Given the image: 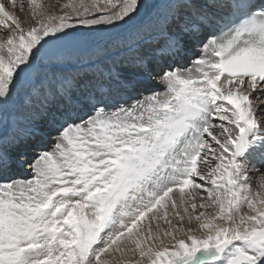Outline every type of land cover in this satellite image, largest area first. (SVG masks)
I'll use <instances>...</instances> for the list:
<instances>
[{
  "label": "snow or ice",
  "instance_id": "1",
  "mask_svg": "<svg viewBox=\"0 0 264 264\" xmlns=\"http://www.w3.org/2000/svg\"><path fill=\"white\" fill-rule=\"evenodd\" d=\"M164 2L170 9L145 45L143 28L130 33L138 44L131 72L114 65L41 79L39 69L74 42L77 25L129 29L145 3L68 0L57 15L29 0L25 27L9 10L25 4L0 0V264H110L105 254L125 252L138 253L134 264H264V193L252 191L249 175L264 181V3ZM220 25L226 31L217 35ZM191 56L190 68L175 67ZM137 78H158L165 91L129 108L105 102L112 84L134 88ZM22 89L26 104H43L56 134L52 149L31 160L12 149L36 128L11 141L3 131ZM14 165L31 178L14 179ZM193 192L207 195L198 205ZM169 208L175 231L153 232L150 222L142 234L150 213L170 224ZM122 238L134 247H122Z\"/></svg>",
  "mask_w": 264,
  "mask_h": 264
},
{
  "label": "rangeland",
  "instance_id": "2",
  "mask_svg": "<svg viewBox=\"0 0 264 264\" xmlns=\"http://www.w3.org/2000/svg\"><path fill=\"white\" fill-rule=\"evenodd\" d=\"M64 1L65 0H42V3L47 5L48 11L52 10L51 11L52 13L53 12L54 13L57 12L56 14L59 15V12H60L59 5H62L63 3L65 4V3L68 2V0H66V2H64ZM38 2H41V0L38 1ZM20 3H24L25 4V8H24L23 12L17 11L16 9H12V8H9V10L10 11L11 10L14 11L15 14L20 18V20L22 19L21 23L25 27H27L29 25V23L32 22L31 10L28 8L29 0H17V5H19ZM23 20L25 22H27V23H25L27 25H25L23 23L24 22ZM139 22H141V21H137V23H135L134 25H136V24L138 25ZM78 26L80 27V25H78ZM135 27L136 26H134V27L131 26L130 28L133 29ZM130 28L129 29H113V30L106 31V32H103V33L102 32H96V33H93L91 36L89 35V38L92 40L89 43V47H88L89 50L94 51L95 46H99V44H100L101 48L98 47V49L96 51H94V52L96 54L104 53L106 51L105 46L108 49V46L110 47L111 44H113V43L115 44L117 42L120 43L121 39H125L124 35L131 32V31L128 32L129 30H131ZM3 31L4 30L2 28H0V32H3ZM80 31L82 33H84L83 36H86L83 29H81ZM104 34H105V36H104ZM122 37H124V38H122ZM0 39H6V35H0ZM119 40H120V42H119ZM106 52L104 54H102V56L109 55V53L107 52V54H106ZM67 58H69V57H67ZM61 59L64 62V64H62L61 61H59L60 63L57 62V58H52V60L46 62L45 63L46 67L39 69V73H40L41 79H44L45 77H50L53 73H57V74H59V73L61 74L62 73L64 75L76 76V77H83L84 76V74H85L84 71H82L83 75L82 74H77L78 72H75V71H69V72H57V71H55V68L58 67V66H62V67L64 66V67H69V68L72 67L73 62L71 61V59H68L69 61L67 60L68 61L67 64L65 63L66 59H64V58H61ZM75 59H76V61H75ZM116 59L119 60V62H124V63L129 64V66L123 67L121 69H127L129 72L132 71L131 65H130V61H131L132 57H130V56H127V57L121 56V57H116ZM128 59L130 61H128ZM193 59H185V61L188 62V66L183 68V69L190 68V63L192 62ZM73 60L75 62H79V61L83 60V57H76L75 56L73 58ZM95 60H98V58L95 59ZM108 60H105V61H103L101 63H97V65L93 66L90 70L94 69V67H96V66L98 68H105V66L112 67L114 65H116L118 67V64L114 60H112V61H108ZM113 63H115V64H113ZM177 67H178V65H177ZM46 68H49V69H46ZM90 73L91 72H89V74ZM154 80L155 79H153L152 81H154ZM114 85L115 84H112L111 87L109 88L110 90H113V91H111L105 97V102L108 105H109L110 101H112L113 103L117 102V103L121 104V103H124V102L128 101L130 98H132L134 101L135 100L138 101V96L132 97L128 93V91L138 93L139 96H141L143 99H146L147 96H149V95H151L153 93H163L165 91V87H164L163 84H160L158 86V88H156L157 86L154 85V84H153L154 86L153 85H149L148 83L138 84L135 87L134 90L130 89V90H125V91L123 90L124 88H121L119 90H117V88H113ZM26 91H27L26 89H22L18 93L15 101L11 105H9V107L5 110V112H4L3 131L5 133H8L7 140L11 141L13 136H23V134H21L22 132H24V131L29 132V129H31L33 127L36 128L37 131H36V134L33 135V137H32L33 139H29L30 137L28 138L29 141L31 140L30 142L28 141L30 143V147H28L27 144L24 145V143H23V146H24L25 149H22V150H19V151H18V147L15 148V149H12L14 156L17 155V154H23L24 157H26L27 159L31 160L37 154H39V153H41L43 151H50L52 149L53 141L55 140L56 134L53 131L50 132V130H52V129H51L49 123L47 122L46 118H44V116L40 114V112H41V110H39L40 105L37 106L40 103H34L32 105H29V104L25 105L28 110L31 109V111L34 110V112H33V114H30V115L22 114L21 107L24 104H26L25 100H26L27 95L25 96L24 100H20V93L21 92L25 93ZM121 91H124V92H121ZM116 93H118V94H116ZM262 106H264V105H262ZM41 113L43 114V111ZM26 118H29V120L26 119ZM15 119L17 121H14ZM22 120H24L25 122H27V120H28L29 122L23 123V126L21 127V129L18 130V126L22 123ZM11 125H15V128H17L16 131L11 127ZM38 133H41V134L38 135ZM46 137L50 139L48 144L45 141ZM20 151H22V152H20ZM258 166L259 165L257 164V167ZM19 171H21V172H19ZM261 171L264 172V169H262ZM9 175H11L14 179H17V180H19V179H30L31 178V174L28 173L27 166H25L24 169H20L19 167L14 165L13 168L11 169V171L9 172ZM19 175H22V176H19ZM249 175H250V181L252 180L251 181V187H252L251 189L253 190V192L259 190V191H262V193H263L264 192V188H261V184H260L261 173L260 172H257V173L254 172V173H250ZM29 176H30V178H29ZM173 195H175V194H173ZM193 195L197 196V199H196L195 202L199 205V203L202 202L199 199V197L200 196L206 197L207 194L204 193V192H193ZM203 202L205 204L208 203L206 199ZM242 209H241L242 211H247V208L244 207V206L242 207ZM178 210L181 212V215H184L183 208H180ZM215 210L216 209H204L206 215H209L210 213L214 214ZM175 211L176 210H173L171 208H169V210H168L167 219L171 221L170 224L167 223L164 218H161L158 221H155V220H151L150 221V218H151V215H152L150 213L149 217L145 218V220L140 225V228H141L142 232H143V229H145L149 225L150 222H151V225H152V228H153V232H160L162 234L165 230L175 231L177 226H178V223H179L178 222V218L174 215ZM199 211H201V209L198 208L197 209V214H198ZM249 214H251V213H249ZM157 225H159V227H157ZM181 227L187 228L188 224L185 222L183 225H181ZM192 227L194 229L197 228V224H196L195 221H193ZM184 235H185V233L183 231L176 232V236H177L178 239L179 238H183ZM196 235H198V236L199 235H203V233L201 231L197 230L196 231ZM164 242H165V244L171 245V243H172L171 237H165V241ZM121 244H122V247H125V248H133L134 247V245L131 243V241H129L127 239H124V238H122ZM138 258H139L138 253L133 254L132 252H125L123 255H121L120 253H116L114 258H112L111 254H105V256L102 257V259H109L110 264H128L129 261L133 262V264H134V261L137 260Z\"/></svg>",
  "mask_w": 264,
  "mask_h": 264
},
{
  "label": "bare ground",
  "instance_id": "3",
  "mask_svg": "<svg viewBox=\"0 0 264 264\" xmlns=\"http://www.w3.org/2000/svg\"><path fill=\"white\" fill-rule=\"evenodd\" d=\"M38 1H40V0H38ZM41 2H42V0H41ZM64 2H66V0L64 1ZM143 3H145V7H144V9H143V12H142V14H141V16L140 17H138L137 18V20H136V22L135 23H137V21H141V22H139V24L137 25H134V26H136L135 28H133V29H131V30H129L128 32H133V31H135V29L136 28H143L144 30H145V39L143 40V41H141L140 42V45H145L147 42H148V38L152 35V34H154V32H155V29H156V27H157V24H158V20L163 16V15H165L166 13H168V11H169V9H170V6L167 4V3H165L164 2V0H144V2ZM27 4V3H26ZM64 4V3H63ZM150 7H152V11H150V13L149 14H147V8L149 9ZM52 9V8H51ZM12 11V10H11ZM46 11L47 12H49V13H52L50 10L48 11V8H46ZM54 11V10H53ZM64 11H67V9H64ZM59 12V11H58ZM57 13V12H56ZM59 14H60V12H59ZM32 18V17H31ZM22 20V19H21ZM24 21V20H23ZM24 24L25 23H27V22H23ZM25 25H27V24H25ZM133 26V27H134ZM77 28L79 29L78 31H75L73 34H75V35H77V37L79 38V42H80V45H81V51L80 52H77V53H63V54H60V55H58V56H51L52 58H57V57H60V58H64V59H66L65 61V63L67 64V62L69 61L68 59H71V61L73 62V64H72V67H62V66H58V67H56L55 68V71H57V72H69V71H75V72H78L77 74H82L83 75V73H82V71H84V73H89V72H92V71H94V69H92V70H90L93 66H95V65H97V63H101V62H103V61H105V60H108V61H112V60H114L117 64H118V67L119 68H123V67H126V66H129V64H127V63H124V62H119V60H117L116 59V57H121V56H124V57H127V56H130V57H133V53H132V51H133V49L134 48H136L137 46H138V44H137V41L135 40V38L130 34V33H128V34H125L124 35V37H125V39H121V42H120V40H119V42L120 43H113V44H111V46L109 47L108 46V49H107V47L105 46V49H106V51L109 53V55H107V56H102V54H104V53H100V54H96L94 51H96L97 49H98V47L99 48H101L100 46V44H99V46H95V48H94V51H91V50H89V43L92 41L90 38H89V35L91 36L93 33H96V32H94V31H90V30H88L87 28H84L83 26H78L77 25ZM81 29H83L84 30V32H85V35L86 36H83L84 35V33H82L80 30ZM100 32H106V31H100ZM115 32V31H114ZM113 32V33H114ZM112 33V32H111ZM98 34V33H97ZM100 35V34H99ZM98 35V36H99ZM117 35V34H116ZM104 36H105V34H104ZM93 37V36H92ZM103 37V36H102ZM124 37H122V38H124ZM96 40V39H95ZM98 43V42H97ZM110 44V43H109ZM104 49V50H105ZM101 52V51H100ZM107 52H106V54H107ZM96 54V55H95ZM130 54V55H129ZM83 57V60L82 61H79V62H75L76 61V59H75V61L73 60V58L74 57ZM67 57H69V58H67ZM98 58V60H95V59H97ZM80 59V58H79ZM52 60V59H51ZM68 60V61H67ZM128 61H130L129 59H128ZM61 62H62V64H64V62L61 60ZM60 63V62H59ZM180 65L177 67V68H179V69H181V70H184L183 68H185L186 66H184V64H185V62H184V59H182V60H180ZM113 64H115V63H113ZM46 64H44L43 65V67H41V68H44V67H46L45 66ZM69 66V65H68ZM192 66V62L190 63V67ZM183 67V68H182ZM94 68H98L97 66L96 67H94ZM46 69H49V68H46ZM60 74V73H59ZM138 79V82L136 83V86L138 85V84H145V83H148L149 85H156L157 87L156 88H158V86L161 84V83H158L157 82V80L158 79H155L154 81H148V82H144L142 79H139V78H137ZM115 84V83H114ZM153 85V86H154ZM135 86V87H136ZM135 87L134 88H124V87H121L119 84H115L114 86H113V88H117V90H119V89H121V88H124L123 90L125 91V90H130V89H135ZM110 90V89H109ZM144 90V89H143ZM111 91H113V90H110V92ZM124 91H121V92H124ZM109 91H107V93H108ZM128 93L132 96V97H135V96H138V101H134L132 98H130L128 101H126V102H124V103H121V104H119V103H113L112 101H110V103H109V105L110 106H112V105H115V106H117V107H125V108H129V107H131V106H133L134 104H136L137 102H140V101H143V100H145V99H143L141 96H139V94L138 93H135V92H130V91H128ZM127 93V94H128ZM140 93V92H139ZM116 94H118V93H116ZM124 94V93H123ZM27 95V91L24 93V92H21L20 93V100H24L25 99V96ZM107 95V94H106ZM124 96V95H123ZM25 105H27V104H24L22 107H21V111H22V114H27V115H30V114H33V112H34V110H32L31 111V109L30 110H28L27 108H26V106ZM40 105V108H39V110H41V112L42 111H44V108H43V104L42 103H40V104H38L37 106H39ZM38 108V107H37ZM40 112V114L42 115V113ZM26 119H28L29 120V118H26ZM27 120V122H29ZM14 121H17L16 119L14 120ZM21 121V120H20ZM27 122H25L24 120H22V123L18 126V130L19 129H21V127L23 126V123H27ZM11 127L16 131V129L17 128H15V125H11ZM47 131V130H46ZM50 132H52V130H50ZM44 133V132H43ZM21 134H23V136L25 135V136H27V134H28V132L27 131H24V132H22ZM41 133H38V135H40ZM33 136H31L29 139H33L32 138ZM28 139H27V141L24 143V145H26V143H28ZM31 141V140H30ZM29 141V142H30ZM46 143L48 144V142L50 141V139L49 138H47L46 137ZM44 141V142H45ZM30 144V143H29ZM24 146H23V144H21L19 147H18V151L19 150H22V148H23ZM29 147V146H28ZM17 151V152H18ZM20 152H22V151H20ZM259 167V166H258ZM19 172H21V171H19ZM257 173V172H256ZM30 174V173H29ZM23 175V174H22ZM22 175H19V176H22ZM260 176V175H259ZM29 178H30V176H29ZM252 178V177H251ZM260 184L262 183V182H264V181H262V179L260 178ZM252 181V180H251ZM250 181V182H251ZM253 184V183H252ZM257 185V184H256ZM252 188V187H251ZM260 188V187H259ZM258 188V189H259ZM261 190V189H260ZM253 191V190H252ZM262 192V191H261ZM264 193V192H263ZM244 207H246V206H244ZM243 210V209H242ZM211 214V213H210ZM143 233V232H142ZM126 243V242H125Z\"/></svg>",
  "mask_w": 264,
  "mask_h": 264
},
{
  "label": "water",
  "instance_id": "4",
  "mask_svg": "<svg viewBox=\"0 0 264 264\" xmlns=\"http://www.w3.org/2000/svg\"><path fill=\"white\" fill-rule=\"evenodd\" d=\"M72 35H73V41L74 42L67 43L62 49L53 50V52L51 53V56H58V55L63 54V53L80 52L81 51V45L79 42V38L75 34H72Z\"/></svg>",
  "mask_w": 264,
  "mask_h": 264
}]
</instances>
